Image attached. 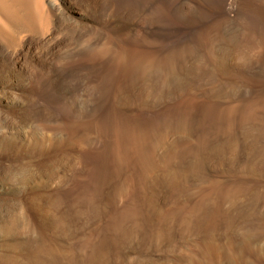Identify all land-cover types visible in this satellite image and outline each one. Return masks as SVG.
Masks as SVG:
<instances>
[{
  "label": "rangeland",
  "instance_id": "1",
  "mask_svg": "<svg viewBox=\"0 0 264 264\" xmlns=\"http://www.w3.org/2000/svg\"><path fill=\"white\" fill-rule=\"evenodd\" d=\"M36 1L0 0V264H264V0Z\"/></svg>",
  "mask_w": 264,
  "mask_h": 264
},
{
  "label": "bare ground",
  "instance_id": "2",
  "mask_svg": "<svg viewBox=\"0 0 264 264\" xmlns=\"http://www.w3.org/2000/svg\"><path fill=\"white\" fill-rule=\"evenodd\" d=\"M15 2L16 5H23L25 6L26 8L28 9H32V10H35V11H27L28 14H30V16L28 15V17H30V19L27 17L25 18V21H24V26L25 27H34L36 28L37 27V22H35L34 18L39 14L38 10H40L39 8L36 7V5L34 4L33 6H31L32 3H30L31 0H13ZM38 1V0H37ZM36 1V2H37ZM4 2V1H3ZM2 6H3V3H2ZM31 6V7H30ZM40 7V6H39ZM3 10V9H2ZM38 13V14H37ZM41 13V12H40ZM41 14H39L38 16H40ZM37 20H39V17L37 18ZM231 142H232V139H231ZM234 142H237L236 140H234ZM232 144V143H231ZM234 144V143H233ZM229 144H227L228 146ZM226 148V147H225ZM220 150V149H219ZM185 151V150H184ZM189 152V151H188ZM184 153V152H183ZM181 157V156H180ZM181 160V159H180ZM202 165V164H201ZM241 191V190H240ZM244 193V192H243ZM263 199V198H262ZM158 211V210H157ZM159 214V213H158ZM243 217V216H242ZM230 221V220H229ZM207 234V233H205ZM197 237V236H195ZM248 237V236H247ZM217 263V262H216Z\"/></svg>",
  "mask_w": 264,
  "mask_h": 264
}]
</instances>
